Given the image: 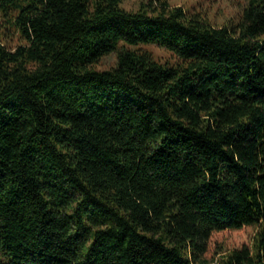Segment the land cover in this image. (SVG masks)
I'll return each mask as SVG.
<instances>
[{"label":"trees","instance_id":"obj_1","mask_svg":"<svg viewBox=\"0 0 264 264\" xmlns=\"http://www.w3.org/2000/svg\"><path fill=\"white\" fill-rule=\"evenodd\" d=\"M122 1L0 0V264H264V0Z\"/></svg>","mask_w":264,"mask_h":264},{"label":"rangeland","instance_id":"obj_2","mask_svg":"<svg viewBox=\"0 0 264 264\" xmlns=\"http://www.w3.org/2000/svg\"><path fill=\"white\" fill-rule=\"evenodd\" d=\"M147 0H123L122 6L126 9H137L141 2ZM170 4L181 5L187 12L200 13L210 23L214 25H222L228 22L235 21L242 12L246 4L245 0H169ZM7 45L14 47L19 43L18 34L13 28L5 30ZM141 48L152 52L155 58L160 61L174 63L177 58L171 51L157 46L154 43H144L139 45ZM116 54L114 52L102 57L94 67L97 69H106L115 65ZM255 232V227L251 225H244L236 230H225L214 233L211 238L210 256L218 245L224 248H235L242 244H250Z\"/></svg>","mask_w":264,"mask_h":264}]
</instances>
